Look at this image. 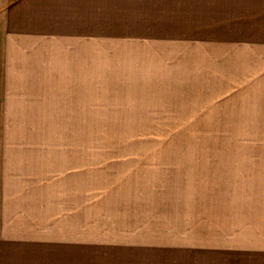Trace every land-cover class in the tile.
<instances>
[{"label":"rangeland","instance_id":"rangeland-1","mask_svg":"<svg viewBox=\"0 0 264 264\" xmlns=\"http://www.w3.org/2000/svg\"><path fill=\"white\" fill-rule=\"evenodd\" d=\"M34 2L0 14V264H264V47L241 17L57 0L87 6L76 42Z\"/></svg>","mask_w":264,"mask_h":264},{"label":"crops","instance_id":"crops-1","mask_svg":"<svg viewBox=\"0 0 264 264\" xmlns=\"http://www.w3.org/2000/svg\"><path fill=\"white\" fill-rule=\"evenodd\" d=\"M34 1L35 2L33 3L32 10L25 11V14L34 15V10L37 7L36 5L41 4V7H39L38 11L35 12V15L36 17H38L37 19L40 22L41 26L38 23V26L35 25V27H33L35 30L37 29L48 30L49 32L52 31L54 33L58 31L61 32L68 31L70 33L69 34L67 33L65 36L67 35L70 37L75 36L77 38H75L74 41L81 42L80 36H82V32H83L82 30L83 28L88 27L82 25L83 23L88 24L87 6H85V4L84 6L83 4L79 6L81 3L80 4L76 3V6H72V8L69 10L66 8V6L61 7L59 3L57 4V0H34ZM45 1H50L48 3L49 6L45 4ZM22 4L23 3L17 4V10H19V7L21 9ZM8 6H9V0H0V10H2L0 11L1 15L5 16L9 14V11H7ZM225 7H226L225 14L228 16V19L230 18V20H232V18L235 16L241 17L240 36L242 40L246 41L247 43L246 45L264 47V0H225ZM6 8L7 10L5 11ZM69 14L72 18L68 17ZM49 36L56 37L57 34L56 35L52 34ZM42 73L40 72L42 77H46V79L48 80L51 79L50 84H54L51 75H48L46 72H42ZM66 78L68 79H66L65 81L69 86L71 85L73 87V85L79 84L78 83L79 76L73 77V78H77L75 81H71L69 79V76ZM55 83L57 84V82ZM43 84L45 85L46 82Z\"/></svg>","mask_w":264,"mask_h":264}]
</instances>
